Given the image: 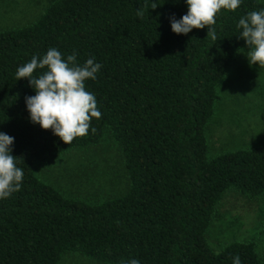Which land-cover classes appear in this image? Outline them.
Masks as SVG:
<instances>
[{
  "label": "trees",
  "instance_id": "obj_1",
  "mask_svg": "<svg viewBox=\"0 0 264 264\" xmlns=\"http://www.w3.org/2000/svg\"><path fill=\"white\" fill-rule=\"evenodd\" d=\"M260 10L263 0L222 9L216 40L207 27L171 30V18L187 13L186 0H55L35 23L0 30V132L14 137L11 155L24 172L21 189L0 199V264H59L70 251L106 264H233L236 256L262 264L254 241L216 252L207 232L228 190L264 194V143L210 158L206 135L218 87L238 51H250L239 20ZM49 48L65 60L75 53L81 66L90 58L102 65L85 81L101 118L70 145L31 122L25 97L35 90L16 79L19 67ZM106 130L129 173L123 194L87 202L36 175L37 162L96 145Z\"/></svg>",
  "mask_w": 264,
  "mask_h": 264
},
{
  "label": "rangeland",
  "instance_id": "obj_2",
  "mask_svg": "<svg viewBox=\"0 0 264 264\" xmlns=\"http://www.w3.org/2000/svg\"><path fill=\"white\" fill-rule=\"evenodd\" d=\"M53 1L0 0V30L35 23ZM248 52L238 51L233 71L218 87L220 99L206 128L210 158L264 143V68L250 65ZM35 173L65 196L92 203L123 194L130 183L123 153L108 130L96 145L71 149L51 164L37 162ZM207 239L216 252L233 241H254L264 264V194L250 198L228 190ZM59 264L106 263L70 251Z\"/></svg>",
  "mask_w": 264,
  "mask_h": 264
},
{
  "label": "clouds",
  "instance_id": "obj_3",
  "mask_svg": "<svg viewBox=\"0 0 264 264\" xmlns=\"http://www.w3.org/2000/svg\"><path fill=\"white\" fill-rule=\"evenodd\" d=\"M188 11L179 20L171 18V30L177 35H187L193 29L207 27V37L216 40V16L222 10L236 11L241 0H186ZM157 7L153 4L152 9ZM143 10H137L142 16ZM250 51L247 54L250 65L264 68V10L251 11L239 20L237 25ZM102 65L88 59L82 66L76 62V54L66 60L56 48H49L41 58L34 55L31 61L19 67L16 79H27L35 90L34 96L25 97L26 107L33 124L43 130H51L63 143L70 145L74 139L88 135L93 118L100 119L95 96L86 90L85 81L95 80ZM37 69L45 70L34 76ZM95 132V128H92ZM14 137L0 132V199H6L21 189L24 172L16 165L11 155ZM128 264H140L137 259ZM233 264H240V257L233 258Z\"/></svg>",
  "mask_w": 264,
  "mask_h": 264
}]
</instances>
